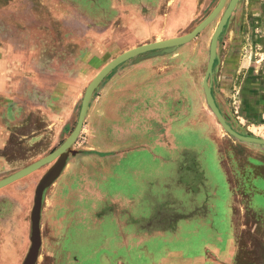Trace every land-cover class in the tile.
I'll use <instances>...</instances> for the list:
<instances>
[{"label":"rangeland","instance_id":"374dc122","mask_svg":"<svg viewBox=\"0 0 264 264\" xmlns=\"http://www.w3.org/2000/svg\"><path fill=\"white\" fill-rule=\"evenodd\" d=\"M220 1L0 0V127L8 132L0 149V182L72 138L87 89L106 66L137 48L189 36ZM150 57L161 78L172 76L161 84H173L161 96L149 91L152 106L137 95L140 68ZM11 84L19 87L9 89ZM124 103L125 123L133 122L134 129L118 135L133 138L115 145L109 127H121V114L107 125L108 111ZM217 113L239 135L264 140V0H227L194 40L135 55L104 77L75 144L0 189V264H25L33 247L37 190L61 158L60 175L42 195L36 264H157L162 248L199 250L229 210L224 170L234 186L235 172L250 160L264 172V145L230 134ZM155 118H161V129ZM172 120L179 125L167 127ZM139 131L155 135L145 142L137 139ZM139 141L147 148H139ZM107 182L108 193L99 186ZM258 205H264L260 196ZM200 207L208 209V220L176 223ZM244 240L264 257L260 241L248 234Z\"/></svg>","mask_w":264,"mask_h":264},{"label":"crops","instance_id":"0c3cea01","mask_svg":"<svg viewBox=\"0 0 264 264\" xmlns=\"http://www.w3.org/2000/svg\"><path fill=\"white\" fill-rule=\"evenodd\" d=\"M155 59L156 58L150 57L143 62L144 64L140 68L143 74L139 76V78L141 77L142 79L138 78L140 87L138 91L139 93H137V95H139L140 97L142 96L143 98L141 101L142 104L146 103L149 104L150 106L153 105L152 103L153 99L149 97V91L155 88V90L157 89V93H158L157 96H161L164 94L163 92H161L163 87L167 89L173 87L172 83L166 82L164 85L161 84V81L170 79L169 77L172 76L168 74V76L166 75L161 78L160 77L161 74L158 73L153 66H151V63L153 62L150 61H154ZM146 66L149 68H146ZM132 73L129 74L130 84H133L136 80V79L133 80L131 78ZM4 87L5 85L1 84L0 91H4ZM8 87L9 89H15L19 86L18 84H11ZM126 90H128V88L124 86L123 91L126 92ZM133 95L134 92L132 93L130 92L129 96L132 97ZM1 97H2V101H4L2 95ZM18 101L19 103L24 104L23 98H19ZM148 101L149 103H147ZM155 102L159 103V98L158 100H155ZM126 109L128 108H126L124 103L121 108L116 107L113 108L112 111L111 110L108 111L109 117H108L107 125L111 122L110 120L111 118L113 120V118L116 117L115 115L116 113L121 114L119 120V124L121 125V127L118 129L109 127L110 139L113 143H115V145L116 144L119 145V143H124V144L131 143L130 138H133V137H129L128 134H126V136L128 137H124V136L119 137L118 135L119 130H123L122 133L125 134L127 129H134L133 122L128 124L125 123L127 121L124 115L127 112ZM145 110L147 112L148 109ZM152 112L154 111L152 110ZM170 117L171 119L174 118V116L171 115ZM147 118H153V117L148 116ZM175 119L178 118L176 117ZM158 120H161V118L160 119L155 118L154 121V124L157 125L156 126L157 128L155 127L157 130L161 129L163 126V123ZM145 121L146 122L149 121L148 123L151 124L150 119H145ZM177 121L178 120L175 121L172 120L170 125L167 127L172 128L174 126L173 124L176 123L178 126L179 123ZM138 125H141V123H138L137 126ZM187 127L189 128L188 123L185 124L184 128ZM192 128L195 130L200 129L199 126H195V125H192ZM180 130H182V127H180ZM154 135L155 133H150V135L148 134L143 135L139 131L138 138L137 137L136 138L147 142L148 140L145 139V137L148 136L150 139ZM201 135L205 136V138L208 140L210 139V137L204 134L203 132H201ZM7 142H8V132L5 128L0 127V149H2ZM145 142L139 141L138 143L144 146L139 148H147ZM113 143L109 142L108 145H111ZM0 161H2L1 157H0ZM250 163L251 164L249 165V167L246 168L245 170L241 172H235L236 175L235 174L234 175L235 178L237 179L236 182L237 184L235 186L234 184L231 183L228 172L224 170V172L228 177V182H229L228 187L230 189V204H229L228 212L226 210L227 215L223 216L222 214H220L218 223L221 221V224L219 225L221 227L217 228V226L215 227L213 225L212 226V229L214 230L213 233L208 234L207 238L204 240L205 243L197 251H192V250L189 251L190 246H185V247L183 246L180 249H175V250L169 249L168 247H166V245L163 246L166 247V249L162 248L159 251L162 253V257H160V261L157 264H264L263 261L264 257L261 258L256 252H253L254 251L253 248L252 249L250 248L251 250L248 249L247 244L245 243L244 240L245 234H248L251 235L254 239L260 241L264 245V205L262 206L258 205L259 196L263 198V203H264V172L260 167H255L253 165L254 163L253 160H250ZM0 166H1V162H0ZM114 176L115 175H111L110 178ZM260 183H262L261 186ZM99 186H103L105 189L102 190L108 193L110 190L109 187H111L112 184L107 182L105 185L100 184ZM242 187L247 188V191L243 190ZM110 201H112L113 203L115 202L112 198ZM196 209H197L196 212L198 213H194L193 215H189V216L186 215L184 217L183 216L178 217L176 223L182 220L191 222L193 219H197V218L199 220L205 221L207 219L205 217L207 216L208 209L204 208L206 210V213L201 211V207ZM208 225L210 226L209 222ZM146 235L147 233L145 232L144 236L146 237ZM157 254H158L157 252L154 254V258H157L158 256ZM149 256H153V254L151 253Z\"/></svg>","mask_w":264,"mask_h":264},{"label":"water","instance_id":"95a60500","mask_svg":"<svg viewBox=\"0 0 264 264\" xmlns=\"http://www.w3.org/2000/svg\"><path fill=\"white\" fill-rule=\"evenodd\" d=\"M226 1L227 0H221L219 5L210 14V16H208V18L206 20H204V22H202V24L200 26H198L189 36H187L185 38H178L176 40L169 41V42H164L162 44H150V45L143 46L141 48H137L135 50H132V51L124 54L123 56L119 57L118 59L111 62L108 66H106L100 72V74L95 78V80L91 83L89 88L87 89V92H86L85 97H84L83 108L81 111L79 122H78L77 128H76L75 133L73 134L72 138L68 142H66V144L63 145L59 150H57L56 152H54L50 156L44 158L43 160L34 164L33 166H30L29 168L20 171L19 173L11 176L10 178H7L6 180H3L2 182H0V189L6 187L8 184H10V183H12V182L24 177V176L36 171L37 169L45 166L46 164L56 160L59 156H61L64 152L68 151L75 144L76 140L78 139V137L80 136V134L82 132V129H83L86 117H87V112L89 109L91 95H92L94 89L102 81V79L104 77H106L114 68H116L118 65L122 64L125 60L130 59L135 55H139V54H142V53H145L148 51H152V50H156V49H160V48L179 46V45H182V44H185V43H188V42L194 40L200 34V32L202 30H204L220 14V12L223 10V8L226 4ZM225 22H226V18H224L221 25H223ZM212 67H213V62H210L207 78L212 71ZM217 116L221 120V122H222L223 126L226 128V130L230 134H232L233 136L238 138L239 140L264 145V140L257 139V138H248V137L239 135L238 133H236L235 131L230 129L225 124L224 118L222 117V115L220 113H217ZM64 161L65 160L61 158L57 162V164L54 166V168H52L44 176V178L42 179V181L39 185V188L37 190V197H36V201H35V210H34V215H33V217H34L33 247L31 249L30 255L27 258L25 264H36V262H37L38 252H39V247H40V227H39L40 214H39V211H40V208L42 205L43 191H44L46 186H48L56 178H58V176L60 175V173L64 167Z\"/></svg>","mask_w":264,"mask_h":264}]
</instances>
